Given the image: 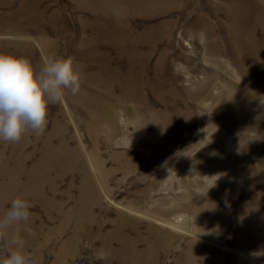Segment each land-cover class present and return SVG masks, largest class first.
Listing matches in <instances>:
<instances>
[{"label": "rangeland", "instance_id": "1", "mask_svg": "<svg viewBox=\"0 0 264 264\" xmlns=\"http://www.w3.org/2000/svg\"><path fill=\"white\" fill-rule=\"evenodd\" d=\"M216 1L0 0V52L83 69L42 135L0 141V216L32 203L39 264H264V81L236 66ZM240 98L253 119L226 110Z\"/></svg>", "mask_w": 264, "mask_h": 264}, {"label": "clouds", "instance_id": "2", "mask_svg": "<svg viewBox=\"0 0 264 264\" xmlns=\"http://www.w3.org/2000/svg\"><path fill=\"white\" fill-rule=\"evenodd\" d=\"M82 70L73 57H48L37 70L27 57L0 52V141L19 142L28 131L42 135L49 105L63 99L67 89L78 93ZM32 207L28 199L17 197L0 216V237H9L11 249L0 257V264H39L26 250L20 231L30 220ZM93 254L97 260L110 255L104 248Z\"/></svg>", "mask_w": 264, "mask_h": 264}, {"label": "bare ground", "instance_id": "3", "mask_svg": "<svg viewBox=\"0 0 264 264\" xmlns=\"http://www.w3.org/2000/svg\"><path fill=\"white\" fill-rule=\"evenodd\" d=\"M217 0L214 5L212 4L213 11L215 13L223 12L227 16V23H221V27L225 32L226 39L228 41L229 47L232 52V57L235 61L238 69L242 71L248 78L250 83L259 88L264 81V55L261 56L260 42L258 40V32L260 34L264 31V4L261 0ZM221 10V11H220ZM202 15H199L196 23H202ZM204 30H207L208 24L205 22L202 24ZM207 32V31H206ZM264 37V36H262ZM211 53V49L209 50ZM214 56L219 59L220 52L214 50ZM220 60V59H219ZM215 66L221 67L218 60L214 62ZM206 84L203 85L199 90L205 91ZM231 92V87H226L224 93ZM222 95L220 96L222 98ZM219 100H221L219 98ZM233 105L226 106V110L231 111L234 108L237 112L236 114L241 118L253 119V112L246 107L245 99H236L232 102ZM221 112V110H220ZM137 127L141 129L142 120L138 117ZM88 124V129L92 128ZM161 124L157 123L155 125L149 126V134H144L140 139L144 143H155L158 141L157 135L159 133V128ZM149 136V137H147ZM88 187L85 188V192ZM92 189L89 188V191ZM97 194V191H96ZM258 213V212H257ZM255 228V227H253ZM253 238V239H252ZM252 240L246 239L245 242L250 243L253 247L258 245L257 242H253L257 239L256 233L251 236ZM264 241V238H262Z\"/></svg>", "mask_w": 264, "mask_h": 264}]
</instances>
